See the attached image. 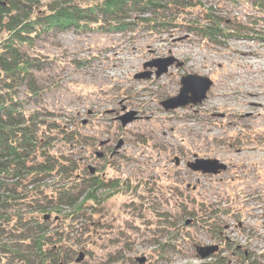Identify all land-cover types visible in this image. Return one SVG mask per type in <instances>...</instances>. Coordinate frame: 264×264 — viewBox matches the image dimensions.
Wrapping results in <instances>:
<instances>
[{
	"label": "rangeland",
	"instance_id": "rangeland-1",
	"mask_svg": "<svg viewBox=\"0 0 264 264\" xmlns=\"http://www.w3.org/2000/svg\"><path fill=\"white\" fill-rule=\"evenodd\" d=\"M200 4L187 17L166 16L202 23L203 10L213 7L217 16L245 23L252 13L241 2ZM242 50L254 51L252 60L264 58V41L214 44L178 24L121 33L51 32L35 42L31 55L41 94L26 108H46L51 120L89 137L75 151L82 175L91 166L106 182H121L75 225L78 244L70 264H264V107L249 94L260 92L264 102V71L247 60L237 65ZM170 57L174 63L159 76L156 67L145 66ZM147 72L149 77H137ZM187 74L212 80L206 97L165 109L161 102L179 93ZM221 91L225 95L214 99ZM127 114L132 120L123 126L120 117ZM101 151L105 156L98 158ZM197 158L217 159L226 168L194 171L188 164ZM202 202L218 209L212 214L218 233L182 214V203L198 209ZM165 240L170 249H161ZM211 245L218 250L201 258L197 248Z\"/></svg>",
	"mask_w": 264,
	"mask_h": 264
},
{
	"label": "trees",
	"instance_id": "trees-1",
	"mask_svg": "<svg viewBox=\"0 0 264 264\" xmlns=\"http://www.w3.org/2000/svg\"><path fill=\"white\" fill-rule=\"evenodd\" d=\"M219 1L241 2L252 13L242 23L217 16L209 7L202 23L180 24L167 13L187 17L202 5L200 0H0V264H70L78 244L75 225L106 202L104 191L121 185L86 168L88 176L82 175L75 151L89 142L88 136L51 120L54 114L46 108H26L41 94L31 55L35 42L51 32L121 33L178 24L214 44L243 37L264 41V0ZM200 205L196 209L182 203L180 208L198 226L218 233L212 215L218 209L207 202ZM162 214L169 221L170 214ZM58 221L61 230L53 227ZM169 243L159 244L167 250Z\"/></svg>",
	"mask_w": 264,
	"mask_h": 264
},
{
	"label": "water",
	"instance_id": "water-1",
	"mask_svg": "<svg viewBox=\"0 0 264 264\" xmlns=\"http://www.w3.org/2000/svg\"><path fill=\"white\" fill-rule=\"evenodd\" d=\"M175 59L170 58H158L155 59L145 66L156 67V75L159 76L168 70V67L174 63ZM150 73H142L137 77H149ZM212 84V80L208 77H204L197 74H187L181 78V88L177 95L167 98L162 101L161 104L165 109H174L178 106H183L188 103L196 104L201 102L207 94V90L210 88ZM131 114H127L125 116L120 117L122 125H126L128 122L132 120L130 117ZM103 144V143H102ZM122 142H119L116 149L120 148ZM101 156L100 153H98ZM188 166L194 171H202L203 173H217L221 169H225L226 165L224 163L219 162L217 159H203L197 158L195 162H190ZM91 173L95 172L94 167H89ZM48 216V215H47ZM49 217V216H48ZM218 246H201L198 247V253L201 258L209 257L212 253L218 250ZM83 259V253H80L79 257L76 259L77 262ZM143 261V260H141ZM62 264V263H60Z\"/></svg>",
	"mask_w": 264,
	"mask_h": 264
},
{
	"label": "bare ground",
	"instance_id": "bare-ground-1",
	"mask_svg": "<svg viewBox=\"0 0 264 264\" xmlns=\"http://www.w3.org/2000/svg\"><path fill=\"white\" fill-rule=\"evenodd\" d=\"M255 52L252 50H242L241 51V56L236 57V63L237 65L242 64L244 60H247L248 63L252 64L256 68L262 69L264 71V58L261 59H250L252 56H255ZM239 74V72H236ZM249 94L252 96L251 100L258 104L259 108L262 109L264 107V102L261 100L262 94L257 91H249ZM225 95L224 92H214L213 97L214 99H219L220 97H223ZM217 104V102H216ZM215 106V104H213ZM237 120H231L232 124H235ZM211 131V129H209ZM209 134H212V132H209ZM241 150V148H239Z\"/></svg>",
	"mask_w": 264,
	"mask_h": 264
},
{
	"label": "flooded vegetation",
	"instance_id": "flooded-vegetation-1",
	"mask_svg": "<svg viewBox=\"0 0 264 264\" xmlns=\"http://www.w3.org/2000/svg\"><path fill=\"white\" fill-rule=\"evenodd\" d=\"M109 143H110V140H107L105 144H104V143H103V144H101V145H102V148H103V146H104V145L108 146V145H109ZM115 152H117V150H115V151H114V150H112V152H111V155H113ZM98 153H100V154H101V156H99V155H98ZM96 154H97L98 158H103V157L105 156V152H104V151L97 152Z\"/></svg>",
	"mask_w": 264,
	"mask_h": 264
}]
</instances>
